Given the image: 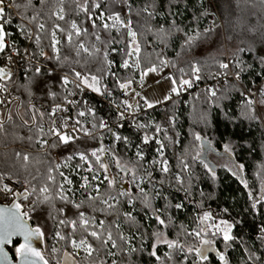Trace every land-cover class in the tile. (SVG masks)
<instances>
[{"label": "trees", "instance_id": "trees-1", "mask_svg": "<svg viewBox=\"0 0 264 264\" xmlns=\"http://www.w3.org/2000/svg\"><path fill=\"white\" fill-rule=\"evenodd\" d=\"M16 2L21 3V7L16 8L20 16L31 19L39 12L37 22L45 24L41 39L33 45L36 52L51 49V31L57 24L66 31H71L70 25L75 21L82 28L88 29L87 35L73 37L74 42L71 45L66 41V32L59 31L62 39L61 51L58 56L47 62L54 71L50 72L46 68L38 72L28 70L14 76L9 82L13 85V92L21 96L17 102H21L19 110L24 119L30 118L28 105H34V97L49 105L65 99L67 88L61 73L75 75L80 72L85 76L95 75L101 81L110 70L108 58H111L117 64L114 74L109 78L115 92L121 91L117 80L126 82L139 73V70L122 66L123 62L129 59L125 54V46L131 43V37L127 34L128 28H113L110 31L99 27L100 25L93 28L87 14L80 9L76 0H32L27 9L23 7L27 0ZM209 2L215 5L224 22L222 36L217 29L210 32L204 30L209 19ZM99 3L100 8L108 15L122 13L130 17L131 28L137 32L141 49L138 63L142 73L150 66L164 67L165 65L159 64V59L170 62L175 78L181 76L178 69L183 68L185 72H189V65L193 63L203 72L218 70L219 63L229 54L225 51L228 45L230 55L241 57L244 85L248 90H252L253 86L264 78V4H261L260 0H99ZM146 6H150L149 11L154 12L153 15L143 11ZM89 8L91 12L95 11V8L91 7V0ZM59 9H63L64 20L57 19L56 13ZM173 21L181 31L173 29ZM92 33L99 34L101 40L108 43L97 41ZM110 37L114 38L115 42ZM189 37L196 39L191 48H185ZM81 42L94 54L90 55L89 52L79 49ZM97 42L99 47L95 46ZM207 43H210L211 47L202 51L201 47ZM95 49H101V52L96 53ZM127 51H131V48ZM104 53H107L106 58ZM184 78L190 77L185 75ZM52 93L56 94L55 99L52 98ZM242 93L238 84L230 80L225 88L217 93L216 98H209L207 93L202 91L191 97L188 105L177 109L175 103H167L163 110L157 113L156 123L148 133L153 132L160 136L165 144L166 158L170 160L168 173L161 172V167L152 161L153 151L157 147L155 141L148 143L147 155L140 161L122 143L117 156L120 161L127 162L128 169L135 170L136 177L142 174L146 177L144 180L148 184L144 183L143 188L146 190L143 194L130 187L125 196H116V199L108 200L110 203H104L106 198L115 194L118 189L115 184L109 187L107 183L103 194L96 196V199L85 197L79 201L63 200L41 204L32 215V220L33 224L45 233L44 251L49 263L56 264L63 248L60 247V242L55 241L59 219L66 221L63 226L65 234L70 238L86 237L98 248L94 257L76 258L78 262L86 260L94 264L99 254L105 259L109 250H112L110 244L101 246L99 241L89 236L79 225L75 230L72 229L70 222L80 221L79 213L83 212L96 221H104L103 227L99 229L94 227V221H90L88 231L103 233L105 237L108 231L112 233L120 246L115 248L120 264H193V261H198L199 258L194 253L186 255V248H200L201 242L185 233L195 230L199 216L210 212L218 219L236 222L232 231L236 239L225 244L220 236L206 237L215 240L212 245L215 246L216 252H206L208 259L201 264H221L219 253L224 254L227 264H264V232L261 231V228H264V200L259 199L264 185V125L261 120L248 118L250 113L245 106L248 97ZM98 107L97 114L100 117L111 120L115 118L108 105ZM11 116V121L5 124V131L0 133V172H7L27 182L31 181L30 185L36 188L35 192L39 194V189L50 183L47 176L51 160L39 151L38 143L27 141L31 133L21 126L22 121L15 110ZM155 125H160L166 131L157 133ZM121 132L135 138H140L141 135L133 129H123ZM194 132L202 135L201 142L193 140ZM208 144L216 152L230 156L238 170L208 162L204 158ZM225 145H230L232 151L226 153ZM94 146H97V140H90L78 150H89ZM17 153L21 156L17 157ZM197 153L200 154V159H193ZM24 154L29 155L28 161L22 159ZM181 161L189 165L190 172L188 169L183 170ZM205 164L214 170L215 177L205 168ZM238 165H243V168L240 169ZM179 174L184 179L183 184L177 182ZM176 204H182L183 207L176 208ZM76 205H80L79 209ZM157 210L161 211V219L166 221V225H159L150 215V212ZM125 213H131L134 224L127 220ZM124 231L130 233L128 239L133 245L137 243L136 249H140L139 251L126 253V246L118 239ZM157 232L161 236L164 235L165 240L178 241L184 245L185 252L170 249L163 242L157 246ZM19 243L20 240H16L10 249L14 257L15 247ZM153 245L159 260L150 254ZM54 246L58 251L51 255V248Z\"/></svg>", "mask_w": 264, "mask_h": 264}, {"label": "snow or ice", "instance_id": "snow-or-ice-1", "mask_svg": "<svg viewBox=\"0 0 264 264\" xmlns=\"http://www.w3.org/2000/svg\"><path fill=\"white\" fill-rule=\"evenodd\" d=\"M41 2H44V0H41ZM78 6L80 7V9L85 12L87 14V19L88 21L92 24L93 28L98 27L96 24V19H100V20H111L112 23H103L102 25H100L99 27H102L104 30L106 31H110L113 28H116L117 26L120 27H125L128 28V36L131 37V43L129 45L125 46L126 52L125 54L127 56H136L137 58V64L136 67H139V53L141 51L140 49V45L137 41V32L131 30V25L130 22L125 21L123 19H121V16L119 15V13H115V14H111L108 15L107 17H105L104 13H101L99 17L93 18L92 12L89 8V3L90 0H83V3H81V0H76ZM32 0H27L26 3L23 4V7L25 9H27L28 7L31 6ZM261 4H264V0H260ZM20 8L21 7V3H17L16 0H12V2L9 4L7 3V0H0V54H4L7 56L8 60L11 62L12 61V54H10L9 51H6V49H11V53H15L17 55H26L27 54V50H25L24 53H20L17 49L14 48V46H10L7 44L6 41V30H5V26L9 23H11V13L7 10L9 8ZM91 7L98 9L100 8V3L99 0H91ZM149 7L150 6H146L143 11L148 13L150 16L154 14V12H150L149 11ZM40 13L37 12L36 14H34L31 17V21L30 22H34L37 21L39 18ZM64 15H63V9H61L60 14L57 16V19L59 20H64ZM173 29L176 31H181V29L179 28L178 25H176L175 21H173V25H172ZM71 31H66V29L61 28L59 24L55 25L53 30L51 31V38H52V47L55 48L56 45H58L60 43V40L57 39L56 37V32L57 30L60 32H66V41L69 45L73 44V37L79 38L82 35H87L88 34V29H84L81 28L75 21H73L70 25ZM45 31V24L44 23H39L38 24V33L35 35V39L37 41H39L41 39L39 33H42ZM206 32H210L211 29H207L205 30ZM25 34L29 36V38H31V36L29 35V33H27V31L25 30ZM93 35H95V39L97 41H101L102 44H107L108 41L101 40V37L99 34L97 33H92ZM110 39L114 41V38ZM196 37H189L186 42L184 47L185 48H191V46L194 44ZM131 48V51H127L128 48ZM79 49H83L85 52H89V49L85 47V45L81 42L78 46ZM115 51V49H114ZM96 53H100L101 49H95ZM90 55L94 54L92 52H89ZM40 55H45V53L43 51H41ZM105 58L107 56V53H104ZM57 59H59V57H57ZM159 59V57H158ZM170 62L164 59H159V64L161 66L163 65H167ZM124 68H128L130 67L129 63L127 60H125L123 62L122 65ZM219 67L221 69L224 70H228L229 69V63L227 62H220L219 63ZM189 72H185V70L183 68L178 69V71L181 73V76L178 78H174L171 80V83L173 85V87L171 88V92L169 95H166L164 97V101L170 100L171 99V94L175 93L176 95H179L181 91H184L186 89H189L193 86V84L196 81H199L201 79L200 76V67L197 66V64L193 63L189 65ZM36 71L38 72L39 69L37 68ZM158 71V67L157 66H150L147 68L146 71H144L141 75V83L143 81V77L148 75V73L150 72H157ZM225 76L228 75L227 72L224 73ZM13 73L11 68L8 67H0V94L6 93L8 92V81H10L11 77H12ZM77 80L74 81V83H76V87L80 88L81 85L90 88L92 91L97 92L99 94H104L101 91V87H100V78L95 76V75H91V76H85L80 72H76L75 73ZM187 75L190 78L185 79L184 76ZM235 78L237 80H239L240 78V73L236 72L235 73ZM63 83L65 85H67L68 83H70V81L68 80L67 77L64 78ZM131 84V81H127V82H120L119 80H117V85L119 88L125 90V92H127V90L129 89ZM220 91V89L218 88H207L205 90V92L207 93V95L209 96V98H216L217 97V93ZM261 94L264 95V89L261 90ZM10 95V93H9ZM52 98L55 99L56 98V94L52 93ZM137 95H140L139 93H137ZM242 95L245 96H251L254 95L252 93H242ZM65 102L66 103H77L76 101H71V100H67L65 98ZM163 101H156L155 103H162ZM6 103V98L3 97L2 95H0V105H3ZM20 102H17V105L19 106ZM81 104H84L85 102L81 101L79 102ZM144 103L146 105L147 108H153L155 106L154 102H151L149 100H147L146 98H144ZM257 103V101H254L250 98L245 100V106L246 108L249 110L250 115L248 116L249 119L252 120H264V115L257 113L256 109L254 107V105ZM261 105H264V100L259 102ZM126 104V102H125ZM126 107L128 109H134V105L131 104H126ZM29 108V113H30V118L29 119H24V116L20 115L19 111H17V116L18 118L22 121L21 126L22 127H26L28 129V131L31 133V135H29L27 137V141L32 143H38L40 144L41 148H44L45 150L48 149H52V148H57V147H61V146H67L70 143H74L75 140L77 139V136L73 135L72 133H77L78 131H83L85 136H91L92 132L88 129H83L82 126L78 129L77 125H81V122L77 119L75 120V122H72V117H65L60 115L61 112L65 111L64 108V103H57L55 105L50 106V110L49 109H41V108H36L34 105L29 104L28 105ZM87 112L89 114H92L93 116L95 115V112L93 109L88 108ZM26 113V114H29ZM86 114L85 111H79L78 112V116H84ZM125 118V114L124 112H120L118 119L119 120H123ZM12 116H11V111L9 110L8 116H7V121L4 120H0V133H3L5 131V123L8 121H11ZM205 123H207L206 119H205ZM152 125H148V124H142V125H138V128H147V127H151ZM97 127V125L93 124V128ZM98 127L100 129H104V128H108L109 131H111V128H109L108 123L106 121H104L103 119L100 120ZM155 130L157 133H159L160 131H166V129H162L160 125H155ZM115 135V134H114ZM20 139H24L23 137H20ZM115 139L117 141L120 140H124L127 141V137H121L119 135H115ZM155 139V137H150L149 135L145 134L143 137V143L144 144H148L150 143L151 140ZM193 140L196 142H201L203 140L202 135L199 132H194L193 133ZM51 141V143L49 142ZM155 142L158 144V148H157V153L158 155L161 157V159L159 160H155L153 161V163H159L161 165V171L163 173H168L169 172V167H168V161L166 159L163 158L164 155V149H165V144L159 140V139H155ZM105 150L103 148L92 151L90 153V155L92 157H95V163L97 165H99V169L104 170L105 172L108 171V164L103 162V160L101 159V156L98 155L99 153H103ZM224 151L226 153L231 152L232 149L230 147V145H225L224 147ZM17 157H20L21 154L17 153L16 154ZM79 158L84 161L85 163L89 162V154H87L84 151H81L78 153ZM138 160H143L144 159V155L141 151H138L136 153ZM22 159L24 161H28L29 160V155L28 154H24ZM69 159H71V157H69ZM193 159H200V154L197 153V155L195 157H193ZM203 162V161H201ZM182 165H183V170H187L189 168V165L187 163H184L183 161H181ZM116 165L117 167H120L122 170L125 171H129L132 173V179H133V183H135L136 181V173L134 169H128L126 165L122 164L121 161L117 158L116 159ZM205 168L208 169V171L210 173H212L213 177H215V172L213 169H211L207 164L204 165ZM56 168L59 167V165L57 164L55 166ZM238 167L240 169L243 168V165H238ZM55 169L50 168L49 170V174L47 176V180L54 182L55 181V177L51 175V171H53ZM88 171L93 172V179H98V176L95 174V169H93V167L89 166ZM60 175L64 178V180L66 181L67 184H71L72 181L70 179H68L67 177L63 176V173H60ZM33 179H35V177H33ZM85 180V187L88 186V182H87V177L83 178ZM105 179L108 180V184L109 187L114 186V184L116 183L114 178H109V176H105ZM177 182L183 184L184 183V179L180 176H177ZM4 178L3 175L0 174V193H4V194H12L13 196L17 197V198H23L25 200L28 199L29 197V192L27 190V188L22 187L21 189L18 190H14L13 188H10L8 186V184H5L3 182ZM189 180V184L191 182V177H188ZM28 183L30 184L31 181H28ZM138 186V185H137ZM59 187L61 188V190H63V185H59ZM97 191H99V189H96ZM36 188H32V192H35ZM40 193L42 194H47L49 192V185L45 184V186L41 187L39 189ZM140 192L143 194L144 190L143 188H140ZM127 193L125 192H121L120 195H126ZM50 199V197L48 195H44L43 196V202H47ZM61 199H65V197L63 195H61ZM93 199H96L95 197H93ZM112 199H116L115 197H112ZM42 201L37 200V204L41 203ZM104 203H107V201H104ZM145 205L147 206V201H145ZM80 205H76V208L79 209ZM109 207H112V205H109ZM176 208H181L183 207L182 204H176L175 205ZM21 205L19 203H13L12 207L9 208H0V264H12L11 258L9 257V254L7 251H5V246L6 245H12L13 244V237L16 236H22L24 242L23 243H19L18 246L15 247V254L16 257L18 258L19 264H49V260L45 257V255L39 251L37 248L33 247L32 241L34 238L36 239H41L44 238L45 233L43 231H41L40 227H36V228H32L29 227L28 223H27V218H28V213L24 212L22 213L21 210ZM253 208H255V204H253ZM225 212H227V209H225ZM80 216V221H76L73 220L71 221V227L73 230L76 229V227L79 225L81 228H83V230L91 237L95 238V240L100 242L101 246H107V245H111V248L115 249L120 247L117 244V240L113 238V235L110 231L107 232L106 237L104 236L103 233H99L97 231H88V226L90 221L87 219H84V214L83 212L79 213ZM125 216L127 218V220L130 223H135L134 218L132 217L131 213H125ZM156 221L158 222L159 225H166V221L164 219H161L159 215H157L155 217ZM211 221V223H209ZM66 221L61 219L59 221V224L63 225L65 224ZM199 223L201 225V227H199L198 230H193L192 232H186V235H190L195 237L196 239L200 240L202 247L200 248H196L193 246H188L186 248V255L188 253H194L196 257H198V261H193V264H201V262L206 261L208 259V256L205 254L207 251L211 250V246L212 244L215 243L214 239H209L206 238L209 235L211 237H216V236H220L222 237L223 241L225 242V244L234 241L236 239V237H234L232 235V231L233 228L235 227L236 222L233 221L231 223H229L227 220H220V221H215L213 215L210 212H204L203 215L201 217H199ZM101 227H103V223H101ZM261 231L264 232V228H261ZM56 237L58 238V241H66L69 242L71 244V246L74 249H83L84 251L87 252L88 256H92L95 252H98V248L94 247L93 244L89 243L88 239L86 237H82L79 240L75 239V238H70L67 234H62L61 232L57 231L55 233ZM156 239L159 242H163L166 243L167 246L170 249H178L181 252H185V246L181 245L178 241H168V240H164L163 237L160 235L159 232L155 233ZM118 239L120 241L123 242V244L125 246H128L130 244V240L128 238H126L124 235H119ZM140 249H136L133 247L128 246L127 247V251L129 253L134 252V251H139ZM52 251L55 253L56 251H58V249L54 246L52 248ZM110 255H115V253H112L111 251H109ZM152 256H156V251H155V245H153V251L150 253ZM156 259L159 260L160 257L156 256ZM219 259L222 262V264H227V260L224 256V254H220L219 255Z\"/></svg>", "mask_w": 264, "mask_h": 264}, {"label": "built area", "instance_id": "built-area-1", "mask_svg": "<svg viewBox=\"0 0 264 264\" xmlns=\"http://www.w3.org/2000/svg\"><path fill=\"white\" fill-rule=\"evenodd\" d=\"M11 2L12 0H7V3L10 4ZM7 10L11 13V23L5 26V30L7 33V44L10 46H14V48L17 49L20 53H24L25 50H27V54L21 56L15 53H11L10 48L6 49V51H9L10 54H12V61L10 62L6 55L0 54V65L2 67L11 68L13 73L12 78L14 76H18L22 73H25L28 70H36L37 68L39 70L46 68L50 72L54 71L53 68L47 65V62L52 57L58 56L61 51L62 39L60 37L59 31L57 30L56 37L60 40V43L56 45L55 48L51 47L50 50H43L45 55H40L41 51L36 52L33 48L34 43L37 42V40L35 39V35L38 33L39 22H30L31 19L23 18L22 16H20L17 9L14 7L9 8ZM60 11L61 9H59L56 14L59 15ZM101 13H104L105 17L108 16L107 12L104 9L98 8L92 12L93 18L99 17ZM119 15L121 16V19L130 22V25H132L129 16H126L122 13H119ZM208 15L209 19L206 23V29H224V22L217 11H212ZM105 22L109 24L112 23V21L108 19H105L103 21L100 19H96L97 25H102ZM116 28L121 29L123 27L117 26ZM25 30L27 31V33H29L31 38H29V36L25 34ZM39 35L41 37V33H39ZM95 46L99 47V43L97 42ZM108 59L110 70L108 71L106 77L100 81L101 91L104 93L103 95L94 92L90 88H87L83 85H81L80 88H77L76 83H74V81L77 80L76 75L59 72L62 74L63 81L65 77H67L70 81V83H68L67 85L64 84L67 88V94L65 98L67 100L76 101L77 103L69 104L66 103L64 99L60 102H56L49 105L38 97H34L33 103L35 107L41 108L42 110H50V106L55 105L57 103H64L65 111L61 112L60 115L65 117H72L73 123L75 122V120L78 119L81 122V125H77V128L79 129L82 126L83 129L90 130L92 132V135L85 136L83 131L72 133L73 135L77 136V139L74 143H70L67 146H61L48 150L41 148L39 144V151L50 158L52 163L51 168L55 169L51 171V175L55 177V181H50V183L48 184L49 192L47 194H37L36 192H32V188L34 187L30 185L25 179L15 178L7 172H0V174H2L4 178L3 182L5 184H8L10 188L18 190L24 187L27 188L29 192V197L27 200L23 198H17L10 193L7 195L4 193H0V203L11 204L13 202H17L22 206V211L28 213V216L32 217V215L35 214L38 210L39 206L43 203L44 195H48L50 197L47 202L54 203L63 200L79 201L85 197L92 198L96 196H101L104 192V188L107 187L108 183V180L105 179V176L107 175L109 176V178H113L112 172L114 173L115 171H123L120 167H117L116 165V159L118 158L117 153L120 151L122 143L129 149V152L135 157H137L136 153L138 151H141L144 156L147 155L149 147L148 144L143 143V137L145 134L148 135L149 130L152 129L153 125L156 123L157 113H160L167 103H175L177 105V109H179L182 106L188 105L189 99H191V97H193L195 94L202 91L205 92V90L210 87L218 88L221 91L225 88V86L230 80H233L238 84L243 93L247 92L254 94L247 97L254 101H257V105L259 99V92L264 83L263 78L262 81L256 83L253 86L252 90H248L244 85V71L240 66L241 57L239 55L227 54L226 59L223 62L229 63L228 70L220 68L211 72L200 71L199 74L201 76V79L199 81H196L191 88L181 91L179 95L172 93L170 100L161 104H156L153 108H147L144 103L143 97L141 95H137V93H139L141 89L143 81L141 83L142 72L140 71L139 67H136V56H129L128 59L130 68L139 70V73L131 79L127 80L131 81L130 87L127 92H125V90L123 89H121V91L119 92H115V90L113 89L109 78L112 74H114L117 64L115 60L111 58ZM225 72L228 73L227 76H225ZM236 72L240 73L239 80L235 78ZM12 78L10 79V81L12 80ZM10 81H8V92L0 94L6 98V103L0 105V109L2 111H5V109L10 105L11 102L17 103V101H20L21 99L20 94L13 92V85L9 83ZM81 101L85 103H79ZM125 102L126 104L134 105V109H128L126 107ZM103 104L108 105L112 109L115 117L114 119L111 120L107 117H100V115L97 114V111L99 110L98 106H101ZM88 108L94 110V116L87 112ZM79 111H85L86 114L84 116H78ZM120 112H124L125 114V118L123 120L118 119ZM101 119L108 123V126L109 128H111V131H109L108 128L100 129L98 127ZM93 124L97 125V127L93 128ZM142 124H148L152 126L147 128H138V125ZM123 129L126 131L127 129H133L139 132L141 134L140 138H135L132 135H128V133L121 132V130ZM114 134L119 135L121 137H127V141H117L115 139ZM157 139L162 141L159 136H157ZM90 140H94L95 142L97 140V146H94L89 150H78L80 146L84 145L86 141ZM49 142L51 143V141ZM158 147L159 146H157L153 151V159H157V157L159 156L157 153ZM101 148H103L105 151L103 153L98 152V155L101 156L103 162L108 164L107 172L102 169H99V165L95 163V157H92L90 155L92 151ZM81 151H84L89 154L88 163H85L79 158L78 153ZM69 157H71V159H69ZM57 164L59 165L58 168L55 167ZM89 166L95 169V174L98 176V179H93L94 173L88 171ZM60 173H63V176L70 179L72 183L67 184L64 178L60 175ZM84 177L88 178L87 187L84 186L86 183L83 179ZM116 179L119 187L123 188L124 186L121 184L122 182L120 181V179L117 177ZM138 182L141 186H144L145 180L141 178L140 181L138 180ZM61 184L63 185V190H61V188L59 187V185ZM97 188L99 189V191L96 190ZM61 195H63L65 199H61ZM112 197L114 196L106 198V201L112 199ZM37 200H40L42 202L37 204ZM60 220L61 219H59V221ZM97 226H100V224L97 223ZM58 227V231L62 234H65L64 226L58 223ZM129 234L130 233L126 232V235L128 237ZM61 246L63 247V254L57 264H78V261L76 259L77 257L72 251L76 252L84 250L74 249L72 246L65 245V243H60V247Z\"/></svg>", "mask_w": 264, "mask_h": 264}, {"label": "rangeland", "instance_id": "rangeland-1", "mask_svg": "<svg viewBox=\"0 0 264 264\" xmlns=\"http://www.w3.org/2000/svg\"><path fill=\"white\" fill-rule=\"evenodd\" d=\"M209 9H208V13L207 14H210L212 11H217L218 12V10H217V8L215 7V5L213 6L212 5V2H209ZM219 13V12H218ZM204 30H207L206 28H204ZM220 33H221V36H222V33H223V31H224V29H217ZM221 36H219V37H221ZM211 47V45H210V43L208 44L207 43V45L206 46H202L201 47V50L203 49H208V48H210ZM202 50V51H203ZM225 51H226V53H229V54H231L230 53V48L228 47V45L226 46V49H225ZM175 78V76H174V74H173V72H172V67H171V65L170 64H167V65H165L164 67H162V68H159L158 67V71L157 72H150V73H148V75H146V76H144L143 77V83H142V86H141V89H140V91H139V94L143 97V99L144 98H146L147 100H149V101H151V102H154V104L156 105V104H161V103H155L156 101H163L162 103H164V102H166V101H164V97L166 96V95H169L170 94V92H171V88L173 87V85H172V83H171V80L172 79H174ZM262 89H264V85H263V87L261 88V90ZM261 90H260V92H259V99H258V104L256 105H254L255 106V108H256V111L258 112V113H260V114H262V115H264V105H261L259 102L260 101H262V100H264V95H262L261 94ZM168 101V100H167ZM262 121V123H263V125H264V120H261ZM148 135L150 136V137H155V139H157V135L156 134H154L153 132H151V133H148ZM160 137V136H159ZM155 139H153V141H155ZM152 141V140H151ZM156 143V142H155ZM156 146H158V144L156 143ZM120 152V151H119ZM118 152V153H119ZM135 157V156H134ZM136 159H138L137 157H135ZM163 158L164 159H166L167 161H168V167H169V164H170V160L169 159H167L166 158V152H165V149H164V155H163ZM204 158L208 161V162H210V163H212V165H213V163H216V164H218V165H221V166H224V167H227V168H230V169H232V170H238V168H237V165L235 164V162L233 161V159L230 157V156H228L227 154H221V153H218V152H216L215 150H213L212 148H211V146L208 144V145H206V149H205V152H204ZM119 159V158H118ZM159 159H161V157L160 156H158L157 157V159H153V161H155V160H159ZM120 160V159H119ZM140 161V160H139ZM121 163L122 164H124V165H126L127 166V168H128V164H127V162L126 161H121ZM155 164H157L159 167H161V165L159 164V163H155ZM162 172V171H161ZM188 172H190V170L188 169ZM177 176H180V177H182V175H177ZM112 177L116 180V183H115V187L116 188H118V189H116L117 190V192L115 193V194H112V196H114V197H116V196H120V197H122V196H125V195H120V193L121 192H125V193H128L129 192V190H130V187H134L135 189H137L138 191H140V188H143V186H141L140 184H139V182H138V180L140 181V179L141 178H143V179H146V177L145 176H143V174L142 175H140L139 177H136V181H135V183H133V179H132V177H131V172H129V171H125V170H123V171H115L114 173L112 172ZM116 177L117 178H119L120 179V181L122 182L121 184L124 186L123 188H121V187H119V185L117 184V179H116ZM183 178V177H182ZM146 183V182H145ZM146 184H148V182L146 183ZM138 185V186H137ZM43 186H45V185H43ZM42 186V187H43ZM143 190L145 191L146 190V188L144 189L143 188ZM259 199H261V200H264V185H263V188H262V190H261V192H260V194H259ZM134 201V200H133ZM111 201H108L107 203H110ZM43 203H45V202H43ZM42 203V204H43ZM131 205H132V203H130ZM84 214V219H87V220H89V221H94L93 223H94V227L95 228H97V229H99V228H101V223H104V221L103 220H100V221H96L94 218H92V217H90V215L89 214H86V213H83ZM212 214V213H211ZM150 215L155 219V217L157 216V215H159L160 216V218H162V213H161V211L160 210H157V211H152V212H150ZM198 214H196V216H197ZM203 215V214H202ZM213 215V217H214V220L215 221H220V220H223V219H218V218H216L215 217V215L214 214H212ZM201 216V215H200ZM199 216V217H200ZM228 221V220H227ZM198 222H199V219H198ZM229 222V221H228ZM97 223H99L100 224V226H97ZM121 223V222H120ZM209 223H211V221L209 222ZM229 223H231V222H229ZM199 227H201V225H200V223H198V225H197V228H195V230H198L199 229ZM125 234H126V231H124V236H125ZM163 237V239L165 240L166 239V237L163 235L162 236ZM126 238H128V236L126 237ZM77 240H79V239H77ZM55 241H58V238L56 237V235H55ZM89 241V240H88ZM58 242H60L61 244H64L65 243V245H68V246H71V244L69 243V242H66V241H58ZM90 243V242H89ZM160 243H162V242H159V241H157V243H156V245L158 246V245H160ZM128 246H130V247H133V248H136V246H137V243L135 242V245H133V243L130 241V244L128 245ZM128 246H126V253L128 254L129 252L127 251V247ZM202 246V245H201ZM200 246V247H201ZM53 248V247H52ZM52 248H51V255H55L56 254V252L54 253L53 251H52ZM109 251H111L112 253H115V255H110L109 254V252L107 253V256L105 257V259H103L102 258V256H100V254L98 255V258L96 259V263H94V264H120V261H119V259H118V257H117V253H116V250L115 249H113L112 248V250H109ZM73 253H74V255L77 257V258H80V259H82V258H89V257H94L95 256V253L92 255V256H88V254H87V252L86 251H72ZM132 253V252H131ZM62 254H63V249H62V251H61V253H60V255H59V258L57 259L58 261L56 262V264L59 262V260H60V258L62 257ZM221 253H219L218 254V257H219V255H220ZM223 254V253H222ZM220 260V259H219ZM221 262V261H220ZM78 264H90L88 261H86V260H83L82 262L80 261V262H78ZM221 264H222V262H221Z\"/></svg>", "mask_w": 264, "mask_h": 264}, {"label": "water", "instance_id": "water-1", "mask_svg": "<svg viewBox=\"0 0 264 264\" xmlns=\"http://www.w3.org/2000/svg\"><path fill=\"white\" fill-rule=\"evenodd\" d=\"M0 67H2V66L0 65ZM20 104H21V102L19 103V106H18L17 103L11 102L10 105L5 109V111H2L0 109V120L7 121V116H8L9 110L12 111L13 108H14L16 114H17V111H19V113H20V110H19L20 109ZM13 203H17V202H13ZM13 203H11V204H2V203H0V208H9L10 209L12 207ZM20 210H21L22 213H24L22 211V206H21ZM27 223H28L29 227H32V228L38 227V226H35L33 224V220H32V217L31 216H28ZM41 231H42V229H41ZM16 240H20V243H23L24 242L22 236H16V237H13V244L12 245H6L5 246V251L8 252L9 257L11 258L12 264H19L18 258L17 257H14L13 254H12V252L10 251V249L14 246V242ZM32 244H33V247L37 248L39 251H41L45 255V251H44V238H41V239L34 238L33 241H32ZM210 251L216 252L214 245L211 246V250ZM45 257H46V255H45Z\"/></svg>", "mask_w": 264, "mask_h": 264}, {"label": "flooded vegetation", "instance_id": "flooded-vegetation-1", "mask_svg": "<svg viewBox=\"0 0 264 264\" xmlns=\"http://www.w3.org/2000/svg\"><path fill=\"white\" fill-rule=\"evenodd\" d=\"M14 111V108L12 109V111H11V113ZM207 252H209V251H207ZM211 252V251H210Z\"/></svg>", "mask_w": 264, "mask_h": 264}]
</instances>
